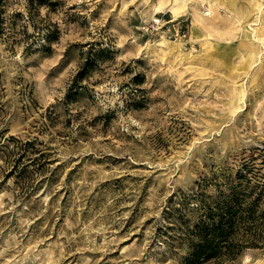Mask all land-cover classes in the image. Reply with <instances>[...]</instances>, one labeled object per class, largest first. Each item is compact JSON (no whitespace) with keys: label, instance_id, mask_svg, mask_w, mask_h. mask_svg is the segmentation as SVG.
I'll list each match as a JSON object with an SVG mask.
<instances>
[{"label":"rangeland","instance_id":"374dc122","mask_svg":"<svg viewBox=\"0 0 264 264\" xmlns=\"http://www.w3.org/2000/svg\"><path fill=\"white\" fill-rule=\"evenodd\" d=\"M231 193L201 264H264V0H0V264H182Z\"/></svg>","mask_w":264,"mask_h":264},{"label":"trees","instance_id":"16d2710c","mask_svg":"<svg viewBox=\"0 0 264 264\" xmlns=\"http://www.w3.org/2000/svg\"><path fill=\"white\" fill-rule=\"evenodd\" d=\"M89 58L81 64L75 79L89 68ZM75 80V82H76ZM254 204L242 205L234 193L217 205L215 213H207L206 218L194 224L191 231L190 247L182 264H201L206 260L223 255L233 257L242 247L256 244L251 237H237L236 229L252 221Z\"/></svg>","mask_w":264,"mask_h":264},{"label":"built area","instance_id":"2783aa9c","mask_svg":"<svg viewBox=\"0 0 264 264\" xmlns=\"http://www.w3.org/2000/svg\"><path fill=\"white\" fill-rule=\"evenodd\" d=\"M160 21V18L159 17H155L154 20H152L151 23L145 25V27L149 28L150 26H153L155 23L159 22Z\"/></svg>","mask_w":264,"mask_h":264},{"label":"bare ground","instance_id":"6f19581e","mask_svg":"<svg viewBox=\"0 0 264 264\" xmlns=\"http://www.w3.org/2000/svg\"><path fill=\"white\" fill-rule=\"evenodd\" d=\"M221 1H222V0H221ZM249 3H250V2H249ZM182 5H183V4H182ZM175 6H176V4H175ZM178 6H179V5L177 4V7H176V8H178ZM179 7H180V6H179ZM181 7H182V6H181ZM181 7H180V8H181ZM183 7H184V5H183ZM173 8H175V7L173 6ZM176 10H177V9H176ZM172 12H173V11H172ZM175 15H176V14H175ZM175 15H174V16H175ZM193 23H194V22H193Z\"/></svg>","mask_w":264,"mask_h":264}]
</instances>
